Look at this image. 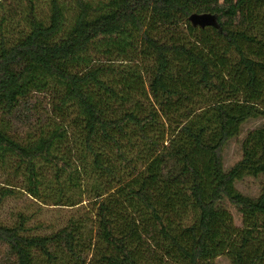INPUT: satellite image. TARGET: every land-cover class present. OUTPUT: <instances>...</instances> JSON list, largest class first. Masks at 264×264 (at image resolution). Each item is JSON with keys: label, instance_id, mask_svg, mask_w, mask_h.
Here are the masks:
<instances>
[{"label": "trees", "instance_id": "obj_1", "mask_svg": "<svg viewBox=\"0 0 264 264\" xmlns=\"http://www.w3.org/2000/svg\"><path fill=\"white\" fill-rule=\"evenodd\" d=\"M258 117L264 0H0V264H264Z\"/></svg>", "mask_w": 264, "mask_h": 264}, {"label": "rangeland", "instance_id": "obj_2", "mask_svg": "<svg viewBox=\"0 0 264 264\" xmlns=\"http://www.w3.org/2000/svg\"><path fill=\"white\" fill-rule=\"evenodd\" d=\"M264 122V118H250L246 122H244L241 126L240 134L232 137L221 150L222 158L224 161V167L226 170L230 169L232 165H234L242 155L241 143L246 133L260 125ZM262 177H251L246 176L242 180L236 182V187L243 192L252 197H256L261 189ZM226 206L230 209L234 216L235 223L237 225L241 224V215L238 212L237 208L231 205L229 202H225ZM56 211L48 212L47 215H55ZM217 264H228V259L224 256L217 257L215 259Z\"/></svg>", "mask_w": 264, "mask_h": 264}]
</instances>
